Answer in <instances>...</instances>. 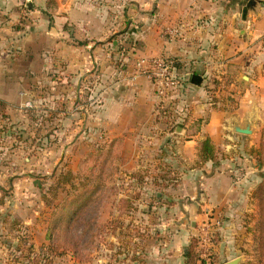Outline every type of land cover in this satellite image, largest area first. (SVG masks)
<instances>
[{"label": "crops", "instance_id": "1", "mask_svg": "<svg viewBox=\"0 0 264 264\" xmlns=\"http://www.w3.org/2000/svg\"><path fill=\"white\" fill-rule=\"evenodd\" d=\"M247 2L0 0V111H21L23 104L39 105L52 94L61 106L68 96L79 104L85 90L89 100L98 95L105 141L169 144L163 159L173 163L169 173L180 176L173 195L164 196L163 204L170 201V207H164L168 211L162 218L154 211L138 216L134 246L111 264H186L187 249L210 213L221 221V240L213 241L212 254H222L218 251L235 231L233 222L249 200L259 169L247 148L260 146L264 126L257 112L264 107L243 96L237 109L229 110L196 97L188 110L176 106L166 112L157 108L154 84L136 61L154 54L176 59L194 92H204L211 85L207 78L221 74L242 81L248 92L258 84L254 73L264 60L259 45L264 0H257L244 19ZM164 26L180 33L164 36ZM128 39L133 43L127 50ZM260 48L262 57L254 53ZM193 74L203 77L201 85L191 82ZM6 119L0 115V122ZM247 125L251 134L235 130ZM206 138L215 144L217 159L200 163L199 147ZM88 264L108 263L102 257Z\"/></svg>", "mask_w": 264, "mask_h": 264}, {"label": "rangeland", "instance_id": "2", "mask_svg": "<svg viewBox=\"0 0 264 264\" xmlns=\"http://www.w3.org/2000/svg\"><path fill=\"white\" fill-rule=\"evenodd\" d=\"M161 33L174 36L180 31L164 26ZM127 41L128 50L133 41ZM259 41L263 47L264 35ZM262 52L261 48L259 53L254 51L256 56ZM149 56L153 55H139L137 61ZM261 63L254 73L258 84H251L248 92L242 81L223 78V74L220 79L207 78L211 85L203 93L194 92V85L184 76L173 107L165 106L164 111L176 106L188 110L196 97L229 110L237 109L243 96L244 101L264 107V60ZM82 94L79 104L68 96L61 106L52 94L45 96V102L21 111H0L4 119L9 118L0 122V264H88L102 257L108 264L115 259L117 263L122 258L118 254L134 246L136 225L140 224L136 218L148 211L162 218L168 211L164 207H170V201L163 204L164 196L173 195L180 176L170 174L173 163L163 159L169 144L105 141L96 106L98 95L89 100L85 90ZM93 100L95 104L87 107ZM257 114L264 126V110L258 109ZM253 146L247 148L248 153ZM255 165L259 169L251 179L249 200L233 222L235 231L218 251L223 255H211L212 264L229 259H237L238 264H264V193L257 194L264 186V166L258 161ZM97 189L73 231L77 253L66 249L63 223L53 233L52 223L60 219L64 206ZM216 240L221 238L217 235L214 243Z\"/></svg>", "mask_w": 264, "mask_h": 264}, {"label": "built area", "instance_id": "3", "mask_svg": "<svg viewBox=\"0 0 264 264\" xmlns=\"http://www.w3.org/2000/svg\"><path fill=\"white\" fill-rule=\"evenodd\" d=\"M137 67L152 80L155 93L158 98V106H172L176 92L182 86L184 75L180 72L178 61L164 55L141 57L137 61ZM33 104L25 103L22 107H32ZM173 107V106H172ZM197 235L200 247V264H212L211 249L215 233L221 226L219 218L211 215Z\"/></svg>", "mask_w": 264, "mask_h": 264}, {"label": "trees", "instance_id": "4", "mask_svg": "<svg viewBox=\"0 0 264 264\" xmlns=\"http://www.w3.org/2000/svg\"><path fill=\"white\" fill-rule=\"evenodd\" d=\"M217 153L218 152L216 150L215 144L212 142L210 138H206L204 141L201 142L200 147H199L200 163H205L209 160L215 161L217 159ZM249 153L257 159L258 163L261 166H264V131H263V135L261 138L260 146L250 148ZM263 188L264 186L262 187L260 186V188H258L257 194L261 191L263 195L264 193ZM97 191L98 189L93 190L90 194L85 195L83 198L74 199V201H72L70 204L64 206L62 208L61 215L59 216L60 219H58L57 217L52 223V233L53 231L58 229L60 223H63L62 245L66 249L72 248L76 250L77 244H76V241L74 240V235L76 233H73V231H76L75 228L77 226V223H79L82 218V215H83V213L81 212L82 209L89 208L90 206L89 204L93 202L95 193ZM217 235H218V232H217ZM50 239L53 240L52 234L50 236ZM198 245H199V240L194 239L190 243L187 249V252H186V264H197L198 263L199 261V253L197 249ZM75 252L77 253V250Z\"/></svg>", "mask_w": 264, "mask_h": 264}, {"label": "water", "instance_id": "5", "mask_svg": "<svg viewBox=\"0 0 264 264\" xmlns=\"http://www.w3.org/2000/svg\"><path fill=\"white\" fill-rule=\"evenodd\" d=\"M256 4H257V1L256 0H248L247 4L243 8L242 17L244 19H246L247 13H248L249 9L252 8L253 6H255ZM202 81H203V77L201 75H199V74H193L192 75L191 82L193 84H195V85H201L202 84ZM235 130L237 132H240V133H243V134H251L252 133V129H251L250 125H247L245 128L236 126L235 127ZM223 264H238V263H237V259H234V260L225 262Z\"/></svg>", "mask_w": 264, "mask_h": 264}]
</instances>
